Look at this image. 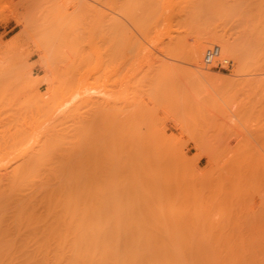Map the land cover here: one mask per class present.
<instances>
[{
	"label": "rangeland",
	"instance_id": "1",
	"mask_svg": "<svg viewBox=\"0 0 264 264\" xmlns=\"http://www.w3.org/2000/svg\"><path fill=\"white\" fill-rule=\"evenodd\" d=\"M111 1L0 0V169L35 152L44 129L82 119L87 170L98 165L103 221L117 237L180 242L195 264H264V58L238 62L207 42L229 61H201L224 76L209 80L184 56L214 28L243 50L244 4L229 13L202 0H143L141 20V9L119 12ZM63 110L74 115L57 119ZM144 142L147 180L129 157Z\"/></svg>",
	"mask_w": 264,
	"mask_h": 264
},
{
	"label": "bare ground",
	"instance_id": "2",
	"mask_svg": "<svg viewBox=\"0 0 264 264\" xmlns=\"http://www.w3.org/2000/svg\"><path fill=\"white\" fill-rule=\"evenodd\" d=\"M140 1L143 0H112L111 2L113 8L118 9L120 12V10H124L127 7H133L132 9L137 7L139 9ZM202 1L207 7L216 5L222 11L229 13L240 10L241 5L244 4L245 8L241 9V11H245L244 14L247 12V20H249L250 24H247V40L243 50H240L242 53L240 51L238 52L236 44L229 40V38H224V35L220 34L215 28L211 31L210 35H202L193 43L185 45L187 50L184 52V56L189 64L192 65L193 71L209 80L224 78L222 75L214 76L209 72L203 71V68L200 69L202 61L201 54L203 56L205 50L203 48L207 42H222L224 50L222 52L224 54L228 52L233 56L235 61L240 62L241 57L250 61L254 60L255 62H258L260 59L262 61V58H264V0ZM54 5H56L53 7L55 10L64 9V7H61L62 4ZM144 5L149 6L146 4V1ZM144 5L142 6L144 7ZM152 6L151 9L150 6L148 7L151 11L150 13L147 12L146 15L148 13L152 15L151 12L154 5L152 4ZM162 8L166 9L167 7L163 5ZM254 9H256L257 13L253 12ZM142 10H137L141 14V17L145 14ZM134 14L136 12L132 13V15ZM146 15H144L145 18ZM139 19H136V21ZM141 20H143V17ZM140 22H136L137 25ZM142 26L145 25L143 24ZM17 35L19 36L20 33ZM181 39L182 41L184 40L183 37ZM182 41L180 42L181 44ZM118 49L121 52L120 54L123 53L122 55L127 50L125 46L118 47ZM221 58L224 57L221 56ZM107 59L109 60V58ZM128 59H130L129 56ZM225 59L228 61L227 58ZM110 60L113 59L110 58ZM122 60L124 63L123 58ZM111 62H114V60ZM228 63H223L222 66H227ZM130 64L128 62V65ZM112 69L115 70L114 66ZM124 76L122 75V77ZM73 110L69 113L68 110H63L56 118L68 120L72 117L71 115H74L72 114ZM91 119L87 120L90 121ZM59 122L43 130L45 131L43 134L44 139H40L42 135L40 138L38 137L40 141L43 140V143L39 142V148L36 149L38 145L37 140L36 144L33 143L35 144L33 145V149L35 146L34 150L38 151V153L31 151L32 147L31 150L26 148L27 152L31 151L32 153L27 154L25 149L23 150V154L25 155L22 154L19 156L20 158L12 159L14 161L12 165H6L7 167L5 166L3 170L0 169V264H191L192 262V264H195L194 261L197 259L193 260V253H189V259L187 258L189 261L186 263L187 259L183 258V251L181 250L180 252V249L175 248L180 246L178 244L180 242H170L165 238L164 240L161 238L159 240L158 238L150 240L152 238L151 236L150 239H145L146 237L144 239H141V237L129 239L127 237V239L124 236L125 240L122 241L124 238L121 239L119 234L118 238L114 234V231L112 229L110 230L111 225H114V223L109 224L108 222L110 227L105 225L107 223L103 221L104 206L102 205L103 200L101 201L102 188L100 185L102 175L100 174V170L98 171V165L96 163L95 166L92 165L95 169L91 168V171L87 170V164L92 161L87 162V155L83 151L85 142H83V136L86 133L83 132V127L89 123H83V126L81 119L79 125L72 127L74 130H72L74 134L70 132L73 135L72 140V136H69L70 133L69 135L67 134L70 137L69 140L68 136H65L66 129L69 127L67 126L68 128H66V125L63 126L64 124ZM92 123L94 125L100 124L99 119L98 123L96 121ZM100 125L102 126V124ZM100 125L99 127L97 125V127L100 128ZM95 127L92 129L96 130ZM65 130L66 132H64ZM95 130L92 133L96 134ZM64 137L68 138V140H65ZM64 142L67 143V146H64ZM147 142L142 143L139 151L135 150L136 147L134 149L136 151L133 153L134 155H129L132 162L140 165L143 180L149 179L151 173V151L148 145L145 144ZM97 144L99 143L97 142ZM8 145L10 146L12 144L9 143ZM92 157L90 156V159ZM98 157L100 158L101 156ZM99 168L102 169L103 167L101 166ZM104 226L109 228L107 230L109 232L105 231ZM167 245L173 246L174 248L167 249ZM148 247L149 249H147ZM217 259L219 260L220 258L217 257ZM227 262L231 264V260Z\"/></svg>",
	"mask_w": 264,
	"mask_h": 264
},
{
	"label": "built area",
	"instance_id": "3",
	"mask_svg": "<svg viewBox=\"0 0 264 264\" xmlns=\"http://www.w3.org/2000/svg\"><path fill=\"white\" fill-rule=\"evenodd\" d=\"M202 61L204 65H223V63H228L225 58H221L220 56V47L217 44L209 45L205 48ZM223 68L225 66H222Z\"/></svg>",
	"mask_w": 264,
	"mask_h": 264
}]
</instances>
